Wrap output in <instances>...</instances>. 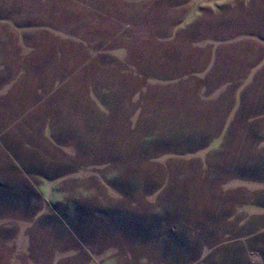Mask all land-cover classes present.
<instances>
[{"label": "rangeland", "instance_id": "obj_1", "mask_svg": "<svg viewBox=\"0 0 264 264\" xmlns=\"http://www.w3.org/2000/svg\"><path fill=\"white\" fill-rule=\"evenodd\" d=\"M0 57V264H264V0H0Z\"/></svg>", "mask_w": 264, "mask_h": 264}, {"label": "crops", "instance_id": "obj_2", "mask_svg": "<svg viewBox=\"0 0 264 264\" xmlns=\"http://www.w3.org/2000/svg\"><path fill=\"white\" fill-rule=\"evenodd\" d=\"M125 5V4H124ZM73 6V5H72ZM127 7H125V9L124 10H122V20L124 21V22H131L133 25H135V26H141L143 23L141 22V20H139L138 19V9H137V7H136V5H133L130 9H129V12H130V14L131 15H133V16H135V17H133V16H131L130 18H128L127 17V15L125 14L126 13V11H127V9H126ZM131 19V20H130ZM89 21H93V20H89V19H75V18H72L69 22L71 23L70 25H71V27L70 28H72L71 29V35H72V37H73V40H70V41H68L69 42V45H70V43H71V41H72V44L75 46V47H80L82 50L81 51H85V52H87L88 53V51L87 50H85L84 48L86 47V45L84 44V43H86V42H88L89 40L90 41H92L93 40V42H95V40H96V38H92V37H90L89 36V34H88V32H87V25H88V22ZM80 22H83V23H80ZM64 24H66V25H68V23H64ZM81 25H82V27H81ZM75 27V28H74ZM90 33V32H89ZM75 36L77 37V38H82L81 39V41L82 40H85V39H87V41L86 42H81V43H77V41L75 40ZM63 41H65L64 39H62L61 38V40L59 41L60 43H62ZM95 44V43H94ZM94 44L92 45V44H89L90 45V47H93L94 46ZM95 47V46H94ZM116 51H118V50H116ZM93 52H94V50H93ZM118 52H122L121 50H119ZM117 52V53H118ZM57 53L58 52H55V53H53L52 55L53 56H51V58H53L54 60H56L57 59ZM120 53H119V55H120ZM47 55H49L48 53H46ZM103 54H105L106 55V53H103ZM110 54V53H109ZM44 55V54H43ZM2 57V56H1ZM0 57V59H4V58H1ZM41 58H43V57H41ZM67 59H69V57H66ZM72 58V57H71ZM58 60V59H57ZM0 63H1V61H0ZM2 64H3V66L4 67H6V61L5 62H2ZM264 62L263 63H261L260 64V67L258 66V68L256 67V70H254L253 71V74H250V76H248V78H247V80H246V83H247V81H250V86H249V84H244V88H243V90H246L248 87H250L251 88V86H252V83H253V79H254V77L256 76V74H258L259 76H260V78H258V81L259 82H261V83H259V87L258 88H256L255 90H258V94H255V91L253 92V97H255V99H257V107L256 108H258V109H261L262 108V112H261V110L259 111V112H261V114H264ZM70 69H72V68H70ZM70 69H65V70H70ZM207 73H210V74H213L214 76H216L217 74H215V73H211L210 71H208ZM239 75H241V73H239ZM60 76H61V79H59V77L57 76V78L55 79L56 81L58 80V81H60V80H62L63 78H64V76H62L61 74H60ZM252 81V82H251ZM26 86H24L23 88H25ZM27 87H29V88H31V86H27ZM23 88H21V87H19V86H17V87H14V93H15V97H17L18 99H19V101H22L21 99H25L24 97H25V95L24 96H21L20 94H18V93H16L15 91H20V90H22ZM25 90V89H24ZM22 93H23V90H22ZM248 93V91L246 92V94ZM20 95L21 97H19V96H16V95ZM246 94H245V96H246ZM236 96H237V94H236ZM249 96L250 95H248V96H246L247 98H249ZM247 98H246V100H247ZM260 99V100H259ZM252 100V99H251ZM29 101V100H28ZM248 103H250V104H253V102H248ZM254 104H255V102H254ZM238 105V104H237ZM239 107H242L241 105H238ZM233 116V115H232ZM237 116V115H236ZM263 163H264V161H263ZM263 168H264V164H263ZM264 175V174H263ZM255 234V233H254ZM258 234H262V236H264V226H263V228H262V230H260L259 232H258Z\"/></svg>", "mask_w": 264, "mask_h": 264}]
</instances>
